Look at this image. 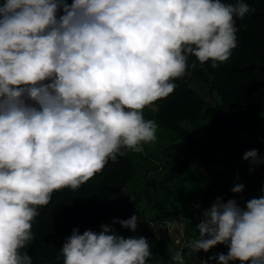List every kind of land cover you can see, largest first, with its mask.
Returning a JSON list of instances; mask_svg holds the SVG:
<instances>
[{"label": "clouds", "instance_id": "clouds-1", "mask_svg": "<svg viewBox=\"0 0 264 264\" xmlns=\"http://www.w3.org/2000/svg\"><path fill=\"white\" fill-rule=\"evenodd\" d=\"M67 2L0 0V264H33L24 249L54 192L87 186L118 155L142 170L139 156L157 140L158 127L144 118L145 107L173 93L189 55L212 68L226 62L239 28L264 12V0ZM243 159L264 169V152L251 149ZM244 189L236 183L231 191ZM140 219L112 223L135 232ZM163 223L177 232L173 264H185V249L208 255L218 244L227 254L212 253L200 264H264V195L244 208L217 197L194 234L179 219ZM100 227L73 229L61 243L63 264H150L145 237Z\"/></svg>", "mask_w": 264, "mask_h": 264}, {"label": "trees", "instance_id": "trees-1", "mask_svg": "<svg viewBox=\"0 0 264 264\" xmlns=\"http://www.w3.org/2000/svg\"><path fill=\"white\" fill-rule=\"evenodd\" d=\"M250 1L256 6L259 0ZM187 64L186 74L174 81L173 93L143 110L145 119L165 126L157 135L168 142L167 147L160 154L148 143L145 155L139 156L143 165L140 171L137 163L122 154L118 155L122 158L119 162L106 165L87 186L54 192L56 199L39 209L32 225L33 239L24 249L33 264H63L61 243L73 229L99 232L102 224L111 225L124 238L145 237L151 245L150 264H167L179 249L174 247L169 224L160 222L179 219L194 234L201 212L211 206L209 196L216 194L215 188L227 202L231 196L227 188L234 187V183L226 180L232 173L239 175L250 169L244 153L251 149L264 152V144L251 143L257 137V121L264 114V12L239 28L237 47L226 62L212 68L210 62L201 64L189 55ZM194 79L203 82L204 90L217 92L216 105H208L191 88ZM185 122L200 134L195 135ZM163 156L169 159L161 167ZM263 170L255 177L256 185L264 178ZM208 174L214 178L205 189L203 179ZM190 189L195 192L192 202L187 193ZM232 194L235 200L239 198L237 193ZM138 196L146 200L144 205H136ZM133 215L141 218L135 232L112 223L114 218L128 219ZM214 248L218 254H227L223 244ZM184 251L195 255L191 249ZM211 256L215 255L208 254Z\"/></svg>", "mask_w": 264, "mask_h": 264}, {"label": "rangeland", "instance_id": "rangeland-1", "mask_svg": "<svg viewBox=\"0 0 264 264\" xmlns=\"http://www.w3.org/2000/svg\"><path fill=\"white\" fill-rule=\"evenodd\" d=\"M68 4H71L72 2H67ZM193 88L205 99L206 103L208 105L214 106L216 105V101L219 99L218 95L216 92H209L208 90H204L203 89V82L195 79L193 81ZM206 115H209V110H206ZM209 117V116H208ZM156 124L158 125L157 127V132H156V136H157V140L155 142H152L151 144L154 145V147L156 148V150L161 154L163 152V150L167 147L168 142H166L165 140H162L158 137L157 133L158 131L161 129H165L164 127H162L158 122H156ZM184 125L189 128L190 130H192L194 132L195 135L200 134V132L193 127V125H191L190 123H184ZM256 131H257V137L261 140L264 141V114L258 119L256 127H255ZM249 135V134H248ZM258 142V141H256ZM168 157L163 156V159L161 160V167H163V162L168 160ZM249 168L251 167V171L249 170L248 173H241L239 175H236L235 173L231 174V179H227L226 182L230 183L231 181L234 183V186L236 183H241L245 186L244 192L242 194L237 193V195L239 196V198L236 199L238 205L243 208V206H241L242 204L246 206V202L252 198H259L261 196V194H264V191H262V189H264V178L263 180L260 182L259 185L257 184V180H256V175L260 174V169L261 166L260 165H247ZM208 177V178H207ZM206 178L203 179V182L206 183L205 189L210 186L211 178H214V175H210L208 174ZM216 190V194L215 195H210L209 196V200L210 203L212 204L217 197H222V193L215 188ZM228 192L230 193V197L229 199H234V195L232 194L231 189L227 188ZM188 196H190L189 202L193 201V197L192 194H195L194 190L190 189L187 191ZM145 202V200L143 198H138L137 202L138 205H144L143 203ZM197 205L200 206V203H198ZM196 205V206H197ZM179 228L178 231H180V236L182 235L183 232V225L179 224L178 225ZM173 227L171 226L169 231L172 233V238H178L177 237V232L174 230L172 232ZM194 236V235H193ZM195 237V236H194ZM199 238V235H198ZM177 240V239H176ZM190 241L192 242L193 239L191 238ZM181 244V243H179ZM211 252L215 255H217L219 253L218 249L215 248V250L213 251L211 248ZM183 256H184V260H185V264H200V259H207L208 255H206L205 252L203 253H195V255H192L191 253L188 252H182ZM190 260H192V263H190ZM167 264H173V261L171 259V257L169 258ZM212 264H214V262L212 261ZM235 264H239V262H235Z\"/></svg>", "mask_w": 264, "mask_h": 264}]
</instances>
